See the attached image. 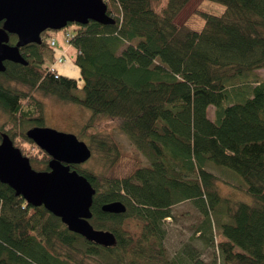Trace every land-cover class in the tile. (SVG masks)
<instances>
[{
  "label": "trees",
  "instance_id": "1",
  "mask_svg": "<svg viewBox=\"0 0 264 264\" xmlns=\"http://www.w3.org/2000/svg\"><path fill=\"white\" fill-rule=\"evenodd\" d=\"M104 1L114 24L69 25L83 86L49 71L54 49L46 31L41 44H30L29 65L9 63L0 71V108L23 120L2 128L43 170L51 157L42 149L31 153L34 141L25 135L31 125H44L43 105L25 104L12 82L119 123L129 150L96 138L94 121L85 129L104 169L71 165L96 190L91 224L112 232L115 242L88 241L0 181V264H264V76L258 72L264 69V0H212L226 11L197 9L202 28L177 22L192 0ZM211 166L240 176L254 204L222 196ZM113 201L126 211H103ZM184 201L199 209V224L169 257L166 220Z\"/></svg>",
  "mask_w": 264,
  "mask_h": 264
},
{
  "label": "water",
  "instance_id": "2",
  "mask_svg": "<svg viewBox=\"0 0 264 264\" xmlns=\"http://www.w3.org/2000/svg\"><path fill=\"white\" fill-rule=\"evenodd\" d=\"M104 0H0V71L5 60L27 64L20 47L42 43V34L64 29L72 23L96 21L104 25L115 20L107 13ZM10 34L18 36L16 45L8 44ZM26 136L33 140L52 160L49 170H36L29 158L5 134L0 142V181L12 187L28 203L45 206L61 218L69 229L88 241L111 245L114 234L94 228L91 206L96 192L90 181L71 165L83 164L93 155L89 144L72 133L45 126H34ZM103 211L124 213L121 201L105 203Z\"/></svg>",
  "mask_w": 264,
  "mask_h": 264
},
{
  "label": "rangeland",
  "instance_id": "3",
  "mask_svg": "<svg viewBox=\"0 0 264 264\" xmlns=\"http://www.w3.org/2000/svg\"><path fill=\"white\" fill-rule=\"evenodd\" d=\"M200 9L206 12H211L217 15H222L226 11L225 5L212 0H192L186 8L177 17L178 23H185L195 28H202L205 20L201 14L196 10ZM68 28H71L70 26ZM55 38L59 43L67 49V60L63 64L58 66L60 73L75 78L78 80L80 87L83 86V80L81 79L80 68L75 64L74 59L77 54L76 47H68L65 42V30H49L47 41H51ZM55 56V53H54ZM53 56V57H54ZM54 61V60H53ZM260 74L264 76V69L258 70ZM13 86H19V88L30 90L29 87L11 83ZM37 94V93H36ZM45 102L46 120L44 121L45 127H50L58 131L75 134L79 139L87 142L89 145H93L94 156L85 163L83 167L94 165L98 170L104 169L102 161V153L97 145V142L93 138L89 137L86 133L85 127L89 123L96 121L98 125H92V131L96 134V138L103 136L104 138L112 139L122 143L125 150H129L131 143L126 133L122 132L119 128V123L116 120H109L105 116L93 117L91 110L88 108L74 104L71 102H63L53 96L39 95ZM208 115L210 118L214 117V107L209 108ZM8 116L0 110V129L3 126H7L9 121ZM31 125L28 129H30ZM27 130V128H26ZM14 133L19 134V129L15 126ZM27 143V142H26ZM31 144V143H30ZM34 146L30 149L31 153L34 151ZM36 170H43L46 165L42 163H32ZM218 176L217 186L220 194L224 197L230 198L234 201H243L249 204H254L255 198L249 194L243 185V181L240 176L236 174L232 175L223 169V167L211 166L208 168ZM226 169V168H225ZM230 171V170H229ZM173 218L166 220V228L168 236L166 239L167 255L173 257V255L179 250V248L188 241L195 233L196 226L199 224L200 211L191 201H184L173 207ZM214 256L213 250L206 253L205 259L210 260Z\"/></svg>",
  "mask_w": 264,
  "mask_h": 264
},
{
  "label": "flooded vegetation",
  "instance_id": "4",
  "mask_svg": "<svg viewBox=\"0 0 264 264\" xmlns=\"http://www.w3.org/2000/svg\"><path fill=\"white\" fill-rule=\"evenodd\" d=\"M0 23H2V25H3V22H0ZM11 35V34H10ZM13 35H15V34H13ZM16 37H17V40L15 41V42H13V41H11V40H9V42H8V44H10V45H16V43L18 42V36L17 35H15ZM42 38H43V34H42ZM42 41H43V39H42ZM30 44H32V43H29V44H26V45H24V46H21L20 47V53L22 54V56L25 58V60L27 61V64H24V63H18V62H15V61H12V60H5L4 61V64H5V66H6V64H9V63H11V64H13L14 65V67H15V69H20L21 68V65H23V66H27V65H29V59H31L32 57L30 56V48H31V46H30ZM1 72H4V71H1ZM24 86H27V87H29V89L30 90H25V89H22V88H19V86H12L13 87V89H15V90H17V92H21V93H19L20 95H21V97L23 98V101L24 100H31V99H35L38 103V105H39V102L40 103H42V105H43V110H44V113H43V116H44V121L46 120V113H45V102L43 101V99H41L40 97H39V95L41 94V95H43V92H41L39 89H37V88H33V87H31V86H29V85H24ZM37 93V94H36ZM46 96V95H45ZM25 102V101H24ZM25 104H26V102H25ZM23 106H25V105H21L20 104V107L22 108ZM21 108H20V110H21ZM0 110L2 111V109L0 108ZM6 114V113H5ZM7 115V114H6ZM8 116V115H7ZM8 120H5V121H23V120H21L19 117L18 118H16V119H11L9 116H8ZM37 119V118H36ZM34 121V120H33ZM39 126H45V125H39ZM32 127H34V126H32ZM31 127V128H32ZM28 130V129H27ZM27 130H26V132H27ZM26 132H25V135H26ZM8 133V131H5V129L4 128H1L0 129V134L2 135V138H3V136L5 135V134H7ZM27 144H29V145H31L30 144V142H27ZM34 151H33V153H36V152H40V150H41V148L34 142ZM44 151V150H43ZM45 153L47 154V155H49L46 151H45ZM41 154H43V153H40V155ZM50 156V155H49ZM33 166V165H32Z\"/></svg>",
  "mask_w": 264,
  "mask_h": 264
},
{
  "label": "built area",
  "instance_id": "5",
  "mask_svg": "<svg viewBox=\"0 0 264 264\" xmlns=\"http://www.w3.org/2000/svg\"><path fill=\"white\" fill-rule=\"evenodd\" d=\"M69 27V26H68ZM64 28L65 30V42L68 45V47H73V41L76 38V33L73 28ZM50 46L54 49V61L51 63L49 67V71L53 72L56 76V78L59 77L60 72L58 70V66L66 62L67 56H68V48H64L61 43H59L54 37L49 41Z\"/></svg>",
  "mask_w": 264,
  "mask_h": 264
},
{
  "label": "bare ground",
  "instance_id": "6",
  "mask_svg": "<svg viewBox=\"0 0 264 264\" xmlns=\"http://www.w3.org/2000/svg\"><path fill=\"white\" fill-rule=\"evenodd\" d=\"M51 157V156H50ZM52 160V157L49 159V162Z\"/></svg>",
  "mask_w": 264,
  "mask_h": 264
}]
</instances>
